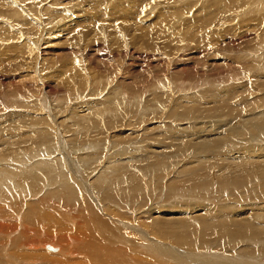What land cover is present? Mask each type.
Listing matches in <instances>:
<instances>
[{"label": "bare ground", "instance_id": "obj_1", "mask_svg": "<svg viewBox=\"0 0 264 264\" xmlns=\"http://www.w3.org/2000/svg\"><path fill=\"white\" fill-rule=\"evenodd\" d=\"M42 1L45 5H41ZM65 1L0 0V6H7L5 10L3 8L5 14L0 11V44L22 37L16 30L13 33L11 25L17 26L25 35L30 31L29 36L32 38L34 35L36 39L43 30L47 38L54 34L60 35L62 32L66 35L71 34V30L83 20L79 22L73 20V12L71 15L68 14L69 8L60 13L61 25L54 26L55 22H58L54 16L55 11L60 7L63 8ZM102 1L105 0H97V2ZM157 1L159 0H127L135 6L136 16L140 15L139 18L134 17L131 20L132 22L134 20L139 29H146L143 36L146 37L145 41H142L144 38L140 41L143 42L141 44L144 45V51L149 55H143L161 61V65L166 64L170 68L180 69L172 73L166 71L158 73L155 75L156 80L151 77L142 78L139 81L140 87L130 86L128 94L114 90L115 84H113L114 91L109 92L110 96L106 100L96 102L95 107L87 108L81 111V114H77V109H83L82 104L74 105L75 107L68 106V102L71 103L69 97L73 94L69 91L75 88L79 92L85 86L90 74L88 69H81L80 57L83 53L80 48L72 52V62L64 64L62 69L60 67L53 74L57 77L53 86L58 87V83L68 84L63 95H59L58 99L53 97V91L49 89L50 82L47 78L50 79V76H38V71L41 73L43 68L41 66L37 71L33 66L39 62L35 40L16 45H20L21 49L14 48L16 50L14 55L17 53L20 56L25 51V47L30 49L27 55L29 59L21 68L24 71L29 70L30 73L26 77L25 84L32 83L33 88L38 87V89L37 95L34 94L35 91L33 93L17 91L13 95L5 92L0 95V235L1 238L2 235L6 238V234L18 236L20 244L26 239L22 248L44 258L42 262H49L48 260L55 259V255L65 253L57 251L56 245H53L56 240L52 242L54 238L50 239L51 241L48 240L49 238L46 239L49 234L44 239V232L49 231L46 229V222L44 221V225L42 221L44 216L52 224L51 226L49 223L52 230L57 224L61 227L58 229L61 233L59 242L64 248L70 246V241H74L76 245L73 250L79 255L82 252L89 255L88 250L90 255L93 254L92 260H67L64 261L65 263L60 256H56L61 260L57 264H92L95 260V252L100 262L105 254L103 250L106 251L104 256L107 261H112L114 264H264V200H262L264 199V25L249 31L253 33L250 37L252 39L249 38L244 42L234 63L221 62L223 56L211 53L217 50L223 54L226 47L233 49L234 42L244 39L243 36H236L237 38L232 36L237 40H223L222 38L227 35V29L221 34L218 33L220 29L206 34L204 49L201 50L203 52L192 48L183 56L179 51L185 46L172 48L169 45H156L150 41L151 33L167 17L173 20L169 25L171 31L184 24L179 17V11L175 9L177 0H165L172 7L162 11L157 10L159 12H154L153 16L154 9L159 5ZM199 1L204 4L206 0H197L195 3ZM41 8H44L42 13ZM103 16L110 17L107 18L110 22L107 21L106 26L111 23V26L109 25L110 30L112 29L111 33L108 34V27L105 26L107 28L105 31V27L97 26L101 19H93L92 16L95 22L94 31L90 29L93 31L91 35L86 33L88 38L89 35L93 38L91 40L84 38V40L92 43L99 39L101 43L105 41L103 38H110L108 41L123 47L125 55L133 61L136 55H133L132 50L135 48L133 46L134 49L131 50L130 47L135 40L132 37L134 30L131 33L132 45L126 44V32L122 29L124 23L122 26L117 23L127 15L113 18L106 13ZM87 17L91 18L89 15ZM70 18L72 20L67 21ZM127 20L129 24L131 20ZM234 26L230 25L228 29L236 32ZM126 29L130 30V28ZM78 30L76 35H73L79 40L81 32ZM219 40L225 41L226 45L222 43L218 45ZM182 44L186 45V42ZM247 44L252 48L249 49L248 46L249 48L245 49ZM89 45L92 47L89 46L88 51L98 52L99 48H104L99 42L94 46ZM5 52L8 54H3H12ZM206 53L209 55L205 56ZM216 58L220 61L215 62ZM190 59L192 62L196 61L191 66L188 64ZM11 61L14 59L11 58ZM249 61L252 63L248 64ZM181 63L186 67H181ZM126 66L127 64L123 65L124 68ZM204 67L208 70L198 77L200 69ZM67 72L70 73L66 75ZM140 73H145V69L143 68ZM156 82L157 86L148 91ZM186 82H204L206 86L194 87L189 94L186 93ZM227 83L233 85L221 87ZM144 91H148L146 97H150L149 99H145ZM253 92H255L254 97H252ZM240 93L246 94L241 96ZM206 96L211 97L206 101L210 103L208 107L203 102ZM68 98L69 101H66ZM72 99H75L74 95ZM53 100L55 104L52 105L50 103ZM87 106L85 104V107ZM170 106L171 109L168 110ZM46 109L49 115L46 114ZM167 110L164 120L168 122L173 120L171 122L178 123L179 128H174L169 122L170 125L162 126L163 130L166 127L164 132L147 135L146 130H143L145 138L139 143L134 142L137 138L133 137L129 142L128 137L123 138V143L115 140L116 137L112 133L118 132L122 136V130L128 129L134 134L136 129L132 127L140 128L142 123L156 124L158 122L155 121L163 120ZM65 118L71 122L67 123L68 120ZM127 118H129L128 122L125 121ZM209 119L212 121L221 119L225 122L213 125L210 123L211 125L205 127L204 122ZM195 121L198 123L192 124ZM29 128L35 131L30 132ZM141 136L139 135V138ZM99 139L100 142H96ZM244 140L247 142L244 143ZM251 141L261 147L247 148V146L249 152L245 148H240V143L243 146L250 144ZM24 144L28 145L22 146ZM128 144L134 145L128 147ZM141 144H144L143 147ZM120 145L121 149L115 148ZM107 147L109 154L112 155V151L114 154L102 162ZM85 150H89V153ZM36 157L40 159L32 168L18 165ZM113 159L115 160L111 163ZM94 169L100 170V173L94 180L88 182L90 190L88 191L86 181L89 180ZM39 172L44 174V180L40 178ZM168 175L173 178L168 180ZM56 182L60 183L58 187H54ZM145 184L149 185L150 189H147ZM196 189L198 198L210 192L212 196L216 195L215 199H222L225 195L230 196V199L228 197L223 199L221 207L218 208L210 206L208 200L199 201L203 204L197 203L198 201L176 203L177 198L184 201L191 198ZM129 192L132 193L131 196H127ZM154 193L157 200L161 195L163 196L160 199L163 209L157 208L155 204L138 216V211L145 207L150 198H154ZM246 197L250 199L247 202L244 200ZM234 198L242 201V204L233 201ZM258 199L261 203L256 205ZM13 200L14 202L8 206L7 204ZM127 201H129L128 211L125 208ZM57 202L65 205L64 210ZM136 202L140 206L138 209H133V204ZM73 206H77L75 213L69 210L70 208L75 210ZM116 206H119L118 211ZM47 207L52 208L48 213L45 211ZM58 208L62 210L57 213ZM21 210L24 213H21ZM100 211L101 217L107 218L110 222L98 215ZM50 216L53 219H50ZM65 216L72 218L69 220V217L64 221ZM73 217L75 223L72 221ZM72 223H74V233L69 226ZM35 235L41 238L40 243L37 241L38 245H35ZM87 237L91 239L89 242ZM108 247L111 249H107ZM49 264H52L51 261Z\"/></svg>", "mask_w": 264, "mask_h": 264}, {"label": "rangeland", "instance_id": "obj_2", "mask_svg": "<svg viewBox=\"0 0 264 264\" xmlns=\"http://www.w3.org/2000/svg\"><path fill=\"white\" fill-rule=\"evenodd\" d=\"M5 1H7V0H5ZM159 1L156 2V3L159 4L158 5L159 7L157 6L154 9L155 11H153L152 15L153 14L155 15L154 12H156L157 10L162 11L164 9L166 10V8L170 9L172 7V6H169L165 2V0H159ZM195 1H197V0H177L176 1V5H175V9L177 11H179V17L182 18L181 21H183L184 24L181 27L176 28V30L171 31V28H170L169 25L173 22V20H172L171 17H167L165 19V21L159 23L157 25V27L154 29V31L151 33L150 41L152 43L156 44V45H169L172 48H176V47L177 48H183V46H185V48L183 50L179 51L180 54H182L184 56L187 53H189L192 48H195V50H199V52H203L201 50L204 49L203 46L205 45V42H206L205 40L207 38L206 34H210L212 31L217 30V29H220L218 31V33L221 34L225 29H227L226 30L227 35H225V37L222 38L223 40L228 41L229 39H231L232 41H234V40H237V39H233V37L237 38L236 36H239V37L243 36L244 39H241V40H239L237 42H234L235 43V47H237V48L234 47L232 49L231 47H226V49H224V53L223 54H221L222 52H218L217 50H213V52H211V53H214L215 55L220 54V56H223L224 59H222L221 62L222 61L225 62V63L227 62L226 64L234 63L235 57H237L238 54H240L238 52L239 49L242 47V45H244V42H246L253 34V33L249 32V31L255 29L256 27H258L260 25H264V0H206L204 4H202L201 1H199L196 4ZM2 4L3 3H1V5ZM41 5H45L44 2H43V4L41 3ZM162 6H164L165 8L162 7ZM6 7L7 6L3 7V5L0 6L1 13L5 14L4 11H3V8L5 10ZM45 7L46 6H44V8ZM67 8L70 9V12H69V10H67L69 15H71V13L73 12L72 13L73 17L71 16L73 18V20L75 19L78 22L83 20V22L81 24L78 23L77 27L79 28V30L76 27L77 29L76 28L72 29L74 31L71 30V34L68 32L69 35H66L65 32H62V33H60V35L54 34V35L50 36V38H47V37H45L47 35H45L44 30H43V32L41 33L40 37L38 39H36L34 35H32V38L29 36L30 35L29 34L30 31L28 32L27 35H25L23 32L20 31L19 28H17V26L11 25V27L13 26L11 28L13 30V33L18 31L20 33V36L22 35V37L17 38L15 41L8 40V42H11V43L6 42V44H0V51H1V53H0V63L3 62L2 64H0V79H1V81H0V95L5 93V92H7L9 95L10 94L13 95L17 91L18 92H30V93H33L35 91L34 94L37 93L36 91H37L38 87L37 88H33V84L32 83L31 84H25L26 79H27L26 77H27L28 74H30L29 70H25L24 71L21 68V67H23L24 64H26V62L29 59V56H27V55L30 53V49L25 47V51L23 52V54L21 56L18 55L17 53H16V55H14L15 54L14 52H16V50H14V48L21 49L20 45L19 46H16V45H18V44H20V43H22L24 41L31 43V40H35L34 43L37 45L35 50H36V54H37V56L39 58V62L36 65H33V66H35L37 71H38V68H40L42 66L43 70H42L41 73L38 71V76H40V77L50 76V79L47 78V80L50 82L49 83V89L53 91L52 95H53V97H55V99H58L59 95H63V92L65 91V88L67 87L68 84L67 83H64V84L58 83V87L53 86L54 85L53 83H55V81H57V79H56L57 77L53 76V74L57 70H59L60 67L62 69L64 64L72 62L73 61V60H71L72 52L73 51H77L80 48L81 52L83 53V56L80 57L81 69H83V70L84 69H88L90 74L88 76V80L86 81L85 86L82 87L79 92L75 88H73V90L69 91V92H71L73 94H71L70 97H69L71 99V103L68 102V106L75 107L74 105H79V104L83 105V109H79V108L77 109V114L78 113L81 114V111H84L87 108L93 107L96 104V102H98V101H100L102 99L106 100L110 96L109 92H111V91L117 90V91L123 92L124 94H128V89L130 88V86L140 87L139 81L142 78L151 77V78L155 79V75L158 74V73H161V72H164V71H166L168 73H172V72L177 71V70L180 69V68H170V66H167L166 64L161 65V61L156 60V59H154L152 57L151 58H147L146 57V55H149V53L144 51V45L141 44L143 42L140 41L141 38H144L143 36H145L146 29L145 28L139 29V27H137L136 24L134 23V20L132 22L131 18H134V17L139 18L140 15L136 16V14H135V6H133L132 4L128 3L127 0H107V1L105 0L104 2L103 1L102 2H97V0H68V1H65L64 7L63 8L60 7L58 9H56V11H55L54 16L57 18L56 21H58V22L57 23L55 22L54 26H56V24H58V25L60 24L61 25L62 17H61L60 13H61V11L66 10ZM43 9L41 8V13L43 12ZM137 10H139V9H137ZM190 10H191V12L189 13ZM159 11H157V12H159ZM106 13L112 15L113 18H119V17H123L124 15H127V16H125L126 20L123 19V20H121V22L119 20L117 23L120 24L119 26H122V24L124 23L123 27L125 29L122 28V27L121 28L126 32L125 34L127 35V36L125 35V37L127 38V39L125 38L126 39L125 43L126 44H130L131 42L133 43V41H134L133 45L131 43L132 47H130L131 50L135 48L134 50H132V52H134L133 55H136L135 56L136 59L134 58L133 61L130 60V57L128 58L125 55L123 47H121L119 44H116L114 42H109L110 38L109 39L107 37L103 38V40H105V41L104 42L101 41V43H100L99 39H98L97 42H92L91 41L92 43H89L88 40H91L93 38L92 36H90L91 33H93V31H94L95 22H94L93 19L97 18V20H99V18H100L102 21L99 20L98 21L99 24H96V25L105 27L106 24L108 22H110L108 20V19H110V17L108 18L106 16L108 18L107 19V18H105L103 16V14H106ZM78 14H80L83 17V19ZM83 14H84V16H83ZM148 14H150V13L148 12ZM87 15H89V17L91 16V18H88ZM92 16H94V18ZM103 17H104V19H103ZM72 18L68 19L67 21H71ZM86 18L88 20H85ZM89 19L91 21H89ZM127 19H129V21L131 20L129 22V24L132 26V28L128 24V20ZM97 20H95V21H97ZM126 22H127V24H125ZM209 22H210V25H208ZM32 23H34V22H32ZM109 25L111 26V23H109ZM109 25L106 26V27H108V31H107V28L105 27L106 28L105 31H107L108 34L111 33V31H112V29L110 30V26ZM152 25H153V23H152ZM230 25H232V26L236 25V26H234V28H236V32H233L231 29H228V28H230ZM14 27H16V28H14ZM53 28H55V27H53ZM126 28H130V30L126 29ZM82 29H83V31H82ZM90 29L93 30V31H91ZM77 30L79 32H81V35H82V36L80 35V38L78 37L79 40L75 36L76 35L75 33H76ZM88 30L91 31V32L89 33ZM133 30H134V32L136 31L135 34H134ZM86 32L88 34H90L89 38H88V34ZM107 32H106V34H107ZM131 33H132L133 36L131 35ZM73 34H75V35H73ZM136 34H139L140 36L141 35L142 36L140 37L139 35L137 36ZM247 35H248V38H247ZM128 36H130V37H128ZM131 36L135 40L131 41L132 40ZM135 36L137 38L140 37V38H138L140 42L138 41V39H136ZM226 36H228V37H226ZM45 38H46V40H45ZM84 38L88 39V40L86 41V40H84ZM145 38L143 40L142 39L141 40L145 41ZM181 38H183V39H181ZM250 39H252V38H250ZM45 41H46V44H45ZM98 42H99V45H102L104 47L103 49L99 48L98 52L96 50L88 51V47L89 46L92 47L89 44H93V46H94ZM182 42H186V45H183ZM103 43H105V44L103 45ZM220 43H222V45H226L225 41L221 42V40H219L217 44L219 45ZM10 44H12V45H10ZM136 44H139V46H137ZM239 44H240V46H238ZM8 45H10V46H8ZM133 46H134V48H133ZM246 46H247V48H245V49H248L249 47H250L249 49L252 48L251 45L247 44ZM213 47H214V44H213ZM138 48H139V50H138ZM3 49L5 51H7V52H11L12 54L11 55L10 54L6 55L8 53H6ZM229 49H232V50H229ZM226 51H228V52H226ZM86 52H89V53H86ZM3 53H6V54H3ZM135 53H137V54H135ZM143 54H146V55H143ZM206 55H209V54L206 53L205 56ZM15 57H17V59H15ZM200 57H202V56H200ZM211 57H213V56H211ZM11 58L14 59V61H11ZM24 60H26V61L24 62ZM9 61H11V62H9ZM218 61H220V60H218L216 58L215 62H218ZM194 62H196V61H194ZM194 62H192L191 59H190L189 63H188L189 66L193 65ZM14 63H18V64H14ZM207 63L209 64L208 61H207ZM249 63H252V62L249 61L248 64ZM124 64H127V66L125 68L123 67ZM172 65H173V62H172ZM180 65H181V67H186V66H182L183 63H181ZM143 68L145 69V73H140V71ZM207 70L208 69L206 67L200 69L198 77H200ZM69 73L70 72H67L66 75H68ZM36 75H37V72H36ZM60 78H62V77H60ZM113 84H115L114 90L112 89L113 88L112 87ZM228 85L231 86L233 84L230 85V83H227V84L221 85V87L222 88H224L225 86L229 87ZM156 86H157V82L154 85H152L148 91L154 89ZM198 86H206V84H204V82H198V83L186 82V89H187L186 93H189V94L192 93V91L194 90V87H198ZM148 91H144L145 92V95H144L145 97L148 95ZM245 94L240 93L241 96H244ZM72 95H74V97H75L74 100L72 99ZM253 95H255V92H253L252 97H254ZM77 96H79V98H77ZM1 97L3 98V96H1ZM69 98L66 101H69ZM149 98L150 97H146L145 99H149ZM204 98L205 99H203V102H205L206 103L205 106L208 107V105H210V103L208 104V102H206V101L210 100L211 97L207 98V96H206ZM1 100H3V99H1ZM244 101H248V100H244ZM53 103L55 104L54 100L50 104L53 105ZM85 104H87L88 106L85 107ZM63 106L64 105H61V107H63ZM96 106H98V105H96ZM170 109H171V106L168 108V110H170ZM168 110L166 111L163 120H160V121H158V120L155 121L154 120L155 122H158L156 124L150 123L151 125H148V124H143L142 123L140 128H138L137 126L132 127V128L136 129V130H134L135 132L133 131L134 134L129 132L128 129H127V131H126V129L122 130L123 131L122 136H120V134L118 132L112 133V134H114V137H116V139H115L116 141H121L123 143V140H124L123 138L124 137H128L129 138L128 142L130 140H132L133 138L134 139L137 138L136 140H134V142L139 143V142L143 141L144 138H145V136H143V134H145L144 133L145 130L147 132V135H148V133L150 135H153V134H156L157 132L158 133L161 132V131L164 132L166 127L164 128V130L161 129V128L164 125H167V124L170 125L169 122L172 124L171 126H173L174 128H176V129L179 128V124L178 123H174L173 124L171 122L173 120H169V122L164 120ZM201 110H204V109H201ZM45 112H46V114H48L47 113L48 112L47 109L45 110ZM63 117H65V115H63ZM65 119L68 120V118H65ZM203 119H205V118H203ZM125 121L128 122L129 118L125 119ZM239 121L240 120L238 119V122ZM69 122H71V121L68 120L67 123H69ZM184 122H186V121H184ZM221 122L223 123L225 121H223V120L221 121V119L220 120L215 119V120L212 121L211 119H209L206 122H204V125H206L205 127H207V126H209L211 124L213 125L214 123L217 124V123H221ZM56 123H55V125H57ZM197 123L198 122L195 121L192 124H197ZM157 125L159 127L158 129H157ZM187 125H188V123H187ZM192 130L193 129H191L190 131L192 132ZM28 131L32 132V131H35V129L33 130V129L29 128ZM129 134H133V136H127ZM139 135L140 136L142 135V136L139 138ZM247 136H248V138H250L249 134H247ZM146 141H148V140H146ZM146 141H144V142H146ZM248 141H250V140H248ZM96 142H100V139L96 140ZM125 142H127V141H124V143ZM246 142H247V140H244V143H246ZM103 144L104 143H102V145ZM26 145H28V144H24L22 146H26ZM132 145H134V144H131V145L128 144L127 146L128 147L129 146L133 147ZM143 145L141 144L142 147H143ZM106 146L107 145H105V147ZM108 146H109V144H108ZM141 146H140V149H142ZM239 146H240V148H243V149L245 148L246 151H247V148H250V146H251V148H254L256 146L257 147H261L260 145H256L252 141L248 145H244L243 144V146H242V143H240ZM121 147L122 146L120 145V147H115V148L116 149L117 148L121 149ZM124 147H126V146H124ZM136 149H139V148H136ZM106 150L108 151V153L106 151L103 154V157H102L103 161L102 162H104L105 159L108 158V156L112 157V155L114 154L113 151H112V155L109 154L110 152L108 150V147H107ZM190 150H192V149H190ZM86 151L87 150H85V152ZM134 151H132V152H134ZM241 151L242 150H240V152ZM249 151L250 150L248 149L247 152H249ZM189 152L194 153V151H189ZM167 153H168V151H167ZM218 155H220V154H218ZM39 159H40L39 157L32 158V159L26 161L25 163H19L18 165L22 166L24 168H32L33 165L35 164V162H37ZM114 160L115 159L111 160V163H113L112 161H114ZM189 160H191V159H189ZM174 161H173V163H175ZM93 167H95V166H93ZM100 169H102V168H100ZM97 171H98V174H97ZM99 173H100V170H95L94 169L91 177L88 178L89 180L86 181V185H87L86 187H87L88 191H90L88 182L90 183L92 180H94V178L97 177L99 175ZM39 176H40V178L42 180H44V174L39 172ZM140 177L142 178V174L140 175ZM171 178H173V177L168 175L167 179L170 180ZM145 179H147V177H145ZM15 181H16V178L14 179V183H15ZM144 183H146V182L144 181ZM59 184L60 183L56 182L54 187H58L57 185H59ZM145 186L147 187V189H150V188H148L149 185L145 184ZM147 192L148 191H146V193ZM194 192L195 193L192 195V197L188 198L186 201L180 200L179 198H177L176 199V203L197 202L198 201L197 203L200 204L201 203V202H199L200 200H202V201L208 200L210 206H216L215 208H218V207H221L223 199H226L227 197H228V199H230V196L225 195L226 196L225 197L224 194H223L224 197H222V199L219 198V197H218L219 199H215L214 197L216 195L212 196V193L210 194V192H206L205 194H203L204 193L203 192L202 193L203 195L201 196L202 198H198V190L196 189V190H194ZM196 194H197V196H196ZM131 195H132V193L129 192L127 196H131ZM153 196H154V198L153 197H152V199L150 198V201L151 202L154 201L155 203L154 202L151 203L150 201H147L146 205L144 207L146 210H144V208H143L141 211H138V213H137L138 216H140L142 213L147 211L148 208L150 209V208L154 207L155 204H156L155 206L157 208L159 207L161 210L163 209L164 206L161 204V200H160L161 198H163V196L161 195L158 198V200H157V197H156L155 193H154ZM113 200H118V199L117 198H113ZM189 200H193V201H189ZM244 200H246V202H247L250 199H249V197H246ZM262 200H264V199H262ZM233 201H236L238 204H242V201H240L238 199L234 198ZM13 202H14V200L12 202H10L9 204H7V205L9 206ZM27 202H28V200H27ZM255 203H256V205L260 204L261 203L260 199H258ZM57 204L59 205V207H61L64 210L63 206H65V205H62L61 202H57ZM57 204H55V205H57ZM128 204H129V201H127V204L125 203V205L127 207L124 205L125 208H126V211H128ZM201 204H203V202ZM137 206H138V203L137 202L134 203L133 204V209H138L140 205L138 207ZM47 208H46L47 210L45 209V211L47 213L52 210L51 207H47ZM73 208H75V210L71 209V208L69 209L71 213L77 210V206L76 207L73 206ZM115 208L117 209L116 211L119 210V206H116ZM60 209L59 208L56 209L57 213L62 210V209L61 210ZM22 212L24 213L23 210H21V213ZM46 212H44V214ZM135 214H136V212H135ZM40 215H42V214H40ZM52 215L55 216L54 214H52ZM98 215L101 217V211L99 212ZM51 217L52 216H50L49 218L53 219ZM65 217L66 218H64V221H67L69 217H70L69 220L72 218V216H65ZM101 218L104 219L105 217H101ZM42 219H44V220H42L43 222L44 221L46 222V225H45V222H44V225L46 226V229L49 230V231L46 230L47 231L46 232L45 231V227H44V231H45L44 232V239L49 234L46 239L49 238L48 240H50V239L54 238L52 240V242L54 240H56V241L53 242L54 243L53 245H56L55 247H56L57 251L58 252L64 251L65 253H63V255H62V253H59V255L58 254L55 255V259L54 260H48L49 262H46V261L42 262V259L44 260V258L40 257L39 255H36L35 253L32 254L33 253L32 251L31 252L25 251L22 248L23 244L26 242V239H24L22 241V243L20 244L18 242L19 241L18 240V236L16 237L14 235H11L12 236L11 237L10 235L6 234V238H4L5 235L4 236L2 235V238H1V235H0V238L2 239V240L0 239V241H1V243H0V251H1V253H0V257H1L0 258V264H7V263L8 264H44V262L46 264L47 263L49 264L50 261H51L52 264H54V263L57 264L61 260H63L62 262H64V261L66 262L67 260H70V261L71 260L72 261H75V260H83V261L92 260V258H93L92 255L93 254L90 255L89 250H88L89 255H87L86 252H82L79 255L77 251L73 250L75 248V245H76V243L74 241H70L71 242L70 246L67 247V248H64L62 246V243L59 242L61 233L58 231V229L61 228V227H59L58 224H57V226L54 227V230H52L53 228H51L49 226L50 221L47 220L44 216L42 217ZM74 219L75 218L73 217L72 221L76 222V220H74ZM106 219L107 218H105L104 220H106ZM106 221L110 222V220H108V219ZM74 223L69 225L72 228V233H74V231H73L74 230V228H73V224ZM50 225L52 226L51 223H50ZM39 226H41V225H39ZM13 237H15V238H13ZM9 238H10V240H8ZM16 238H17V240H16ZM37 238L39 240H37ZM40 239H41L40 237H37V236L35 237V240H36V244L35 245H38L40 243ZM90 240L91 239H89L87 237V242H89ZM2 241H3V244L5 243L4 245L2 244ZM6 241H7V245L9 246V248L6 245ZM37 241H39V243ZM8 242H9V244H8ZM58 242H59V245L57 244ZM13 244H15V245H13ZM70 247H71V249H70ZM17 248H18V250H17ZM19 249L22 250V251H19ZM107 249H111V247H108ZM58 252H55V253H58ZM76 252H77V255H76ZM100 252L101 253L104 252L106 254L105 250H103V252L102 251H100ZM28 253H29V255H28ZM61 255L64 256V257H62ZM104 255H103L104 258L102 259V261L98 262V260H97L98 257L96 256V252H95V254H94L95 260L92 261V264H114V262H112V261L111 262L107 261L106 256H104ZM56 256L57 257L60 256L61 260H59L60 257L57 259ZM27 258H28V260H27ZM80 263H85V262H80Z\"/></svg>", "mask_w": 264, "mask_h": 264}]
</instances>
